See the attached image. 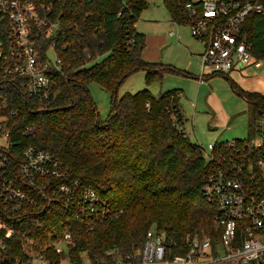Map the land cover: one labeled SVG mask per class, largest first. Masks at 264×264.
<instances>
[{
	"label": "trees",
	"instance_id": "16d2710c",
	"mask_svg": "<svg viewBox=\"0 0 264 264\" xmlns=\"http://www.w3.org/2000/svg\"><path fill=\"white\" fill-rule=\"evenodd\" d=\"M191 1L163 0L172 22L190 24L185 7ZM147 5V0H61L54 7L59 31L37 41L41 61L52 45L61 61L50 74L46 95L25 99L19 84L3 81L0 116L7 118L3 130L11 131L9 178L16 177L14 164L22 161L24 148L33 145L95 190L108 210L99 217H78L74 205L47 204L39 197L36 207H26L32 213L17 224L12 246H20V233L46 245L50 235L70 231L71 264H85L84 257L90 264H112L116 257L134 256L154 227L176 248L196 237L219 239V209L206 201L203 190L214 165L185 133L182 90L155 96L149 89L168 74L188 73L144 59L147 36L135 25ZM4 26L0 23V40L7 42ZM243 34L264 61V16L250 15ZM138 72L145 73L148 88L119 97L120 87ZM93 82L111 94L105 121L88 89ZM230 84L251 107L254 122L264 113V95ZM223 144L216 143V151Z\"/></svg>",
	"mask_w": 264,
	"mask_h": 264
},
{
	"label": "built area",
	"instance_id": "2783aa9c",
	"mask_svg": "<svg viewBox=\"0 0 264 264\" xmlns=\"http://www.w3.org/2000/svg\"><path fill=\"white\" fill-rule=\"evenodd\" d=\"M60 2L0 0V23L5 24L7 39L0 40V89L10 79L19 84L25 99L46 95L50 74L60 69L61 61L49 59L54 45L41 61L37 41L59 31L54 7ZM185 9L191 35L204 45L200 56L203 75L244 73L264 66L243 34L250 15L264 16V0L191 1ZM6 121L0 116V264H71L75 243L70 231L50 235L46 245L20 233V246H12L17 224L32 213L26 207H36L40 197L47 204L74 205L78 217H99L108 211L106 203L95 190L73 179L59 160L33 145L24 148L22 161L14 164L16 177L10 179L11 131L3 130ZM223 143L230 154L224 148L216 151V144L203 148L207 161L214 165L203 190L206 201L219 209V239L196 237L188 246L176 248L165 232L154 227L134 256L116 257L112 264H264V113L250 126L248 138ZM84 262L90 264L86 257Z\"/></svg>",
	"mask_w": 264,
	"mask_h": 264
},
{
	"label": "rangeland",
	"instance_id": "374dc122",
	"mask_svg": "<svg viewBox=\"0 0 264 264\" xmlns=\"http://www.w3.org/2000/svg\"><path fill=\"white\" fill-rule=\"evenodd\" d=\"M192 1L198 2L202 0ZM147 2L148 5L142 13V18L144 15L148 16L152 14L154 16H158L162 20H169L170 16L163 5V2L160 3V0H147ZM142 18H139V21L136 23L138 24V29L144 28V25L142 24ZM175 29L176 27L172 26L171 30L174 31ZM180 29L184 34L185 39L189 40L190 42L194 41V43L197 45V47L192 50L198 53L202 52L204 45L191 35L190 28L183 25L180 26ZM49 59L53 63H56L58 60V56L53 49L49 51ZM192 59L193 57L190 54L187 56V54L182 50L172 48L169 55H167V61H164V63L184 71L188 70L186 68L191 67L190 72H192V74L194 73V75L198 77L202 72L201 60L196 63ZM248 74L250 75L247 76V72L244 74L235 72L230 74V76L233 80L239 82L241 79H250L252 77L251 72ZM254 76L255 78H258L259 74ZM181 77L182 76L179 75L168 74L165 76L162 84L157 83L159 85L155 84L149 89L155 96L159 95L160 92H166L175 88L185 89V86H191L196 92L200 89V85L197 84L199 81L189 80ZM214 80L215 81H213L211 86L214 85L216 89L214 94L216 92L218 98L221 100L216 101L218 111H215L212 107V111H206L210 113L202 112L196 115L194 114L195 102L190 106L188 103H186V99L181 101L187 121L186 131L188 136L192 142L198 143L205 150L210 144L215 145L218 140L223 142H232L234 140H244L248 138L250 135V126L253 124V117L249 104L242 97L236 96V94L233 92V89H231L229 82L223 77H216ZM205 84L206 86L201 87V89L204 94H208L210 91V84ZM146 88L148 87L145 83V73L138 72L125 81V83L120 87L118 95L119 97H122L126 93L136 94ZM88 89L93 102L96 104L100 119L105 121L108 118L111 109V94L102 86L94 82L88 85ZM205 156L207 157L206 153Z\"/></svg>",
	"mask_w": 264,
	"mask_h": 264
},
{
	"label": "crops",
	"instance_id": "0c3cea01",
	"mask_svg": "<svg viewBox=\"0 0 264 264\" xmlns=\"http://www.w3.org/2000/svg\"><path fill=\"white\" fill-rule=\"evenodd\" d=\"M161 2H163V0H160V3ZM142 15L143 14H141L140 19L142 18ZM142 20H143L142 24L144 25V28L138 29V24H136V29L138 32L144 33L147 36L146 49L143 55L146 61L164 63V61H167V55H169L172 48H177V49L182 50L183 52L187 54V56L190 54L193 57L192 60L196 63L201 60L200 56L203 53L204 48L202 52H199V53L194 52L192 49L197 47V45L194 43V41L190 42L189 40L184 38V34L181 32L180 26L172 22L171 18H169V20H162L158 16H154L150 14L148 16L144 15ZM172 26L176 27L174 31L171 30ZM174 63L176 64L175 61ZM186 69H188V70H185V72H187L188 75L186 76L179 75V76H182L181 78L199 81L197 82V84L200 85V89L197 92L191 86H185V89L183 88H178V89L180 90L182 89L181 101L186 99L187 100L186 103H188L190 106L191 104H194L195 102L194 114L196 115L202 112L210 113L206 111H210V110L212 111V107L214 108L215 111H218L216 101H221V100L218 98V95L216 92L214 94V91L216 90L214 85L211 86L213 81H215L214 79L216 77H223L226 81L229 82L231 89L233 88L230 82H234L235 84H237L239 87H241L242 89L246 91L261 93L264 95V66L260 69H254V68L247 69L245 71L247 72V76H249L250 74L248 73L251 72L252 77L250 76L251 77L250 79H241L239 82H236L230 76V74H233L237 71H233L228 75H214V76H205L201 72V74L197 77L194 75V73L192 74V72H190L191 67H188ZM244 73H239V74H244ZM256 74H259L258 78H255L254 75ZM204 82L210 84V89H209L210 91L208 94H204V92L201 89V87L206 86ZM156 85H159V84H156ZM233 92L236 94V96L241 97L234 90ZM180 107H181V111L184 117L183 127H184L186 135L188 136V133L186 131V122H187L186 117L184 115V110L182 108V105ZM218 142H223V141L218 140L216 143Z\"/></svg>",
	"mask_w": 264,
	"mask_h": 264
}]
</instances>
